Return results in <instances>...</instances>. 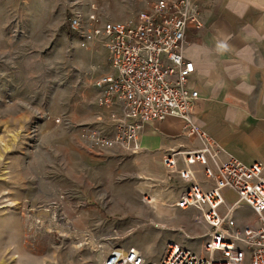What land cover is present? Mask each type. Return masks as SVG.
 I'll list each match as a JSON object with an SVG mask.
<instances>
[{
  "label": "built area",
  "instance_id": "obj_1",
  "mask_svg": "<svg viewBox=\"0 0 264 264\" xmlns=\"http://www.w3.org/2000/svg\"><path fill=\"white\" fill-rule=\"evenodd\" d=\"M203 10L199 0H154L123 21L103 20L93 5L87 12H70L67 27L77 47L102 48L108 67L92 86L95 105L109 110L105 119L80 129L86 145L137 154L142 128L167 117L180 121L182 136L200 143L199 148L173 149L161 157L169 181L165 192L178 191L170 206L196 211L195 221L206 226L197 250L170 239L158 261L148 263L134 247H114L101 264H264L263 164L246 166L232 157L220 161L217 143L195 121L198 95L188 86L194 64L182 50L187 33L203 28ZM55 122L67 125L68 119L61 115ZM194 165L200 166L210 188L196 182ZM224 191L234 198L229 200ZM151 196L143 193L142 202L151 205ZM240 207L251 211L253 223L237 222Z\"/></svg>",
  "mask_w": 264,
  "mask_h": 264
},
{
  "label": "rangeland",
  "instance_id": "obj_2",
  "mask_svg": "<svg viewBox=\"0 0 264 264\" xmlns=\"http://www.w3.org/2000/svg\"><path fill=\"white\" fill-rule=\"evenodd\" d=\"M91 2L98 7L96 0H0V215L27 216L30 212L23 206L28 204L52 206L58 226L43 229L42 264H101L111 247L134 242L148 251L149 260H157L167 238L197 250V235L205 227L195 221L196 211L176 210L163 228L148 225L147 204L129 180L113 183L111 164L88 166L79 158L83 148H89L80 137L86 125L78 126L72 119V110L82 99V74L77 70L82 67H74L78 47L67 22L75 7L87 12ZM61 115L67 125L55 122ZM107 151L96 152L108 156ZM87 187L95 193L87 204L141 220L79 229L100 238L94 248L78 236L76 240L65 214L70 204L85 205L78 198ZM127 203H136L140 211H124ZM235 217L239 222L255 219L244 207ZM77 253L82 260L72 261Z\"/></svg>",
  "mask_w": 264,
  "mask_h": 264
},
{
  "label": "crops",
  "instance_id": "obj_3",
  "mask_svg": "<svg viewBox=\"0 0 264 264\" xmlns=\"http://www.w3.org/2000/svg\"><path fill=\"white\" fill-rule=\"evenodd\" d=\"M152 1L96 0L98 7L94 2L90 5L103 20L123 21L135 10L147 9ZM199 3L204 9L203 28L197 33H187L182 50L184 58L194 64L188 86L198 95L195 121L217 143L220 161L232 157L246 166L261 162L264 167V0H199ZM72 59L75 68L82 67L77 70L82 74L83 82L82 99L73 108L72 119L78 126L105 119L109 108L95 105L93 101L97 94L92 86L94 79L108 72L105 51L93 45L87 50L74 48ZM139 145L137 154L130 155L113 148L107 151L108 156L97 155L98 150L81 146L84 151L79 158L88 166L111 164L110 180L113 183L129 180L141 194L151 193L156 201L147 205L146 223L163 228L177 210L170 204L178 191L165 192L169 181L161 157L173 149L199 148L200 143L182 136L180 121L167 117L159 123L145 125L139 135ZM193 171L196 182L205 189L210 188L211 183L204 179L200 166L194 165ZM90 190L87 187L80 192L78 199L85 205L70 204L65 214L75 229L72 236L76 240L78 236L94 248V241L99 243L100 238L79 229L113 228L141 220L133 214L129 217L115 215L110 208L87 204L89 196L95 194ZM108 193L112 196V192ZM224 195L229 200L234 198L230 191H224ZM127 204L124 211H140L136 203L133 206ZM23 207L30 214L0 215V264H42V259L46 258L41 242L43 229L58 226L52 217V206L42 209V206L28 204ZM168 240H163V244ZM115 247L122 250L134 247L148 263H156L159 259L149 260L148 251L136 242ZM90 250L95 252V249ZM101 252L105 255V251L101 249ZM72 256V261L82 260L78 253Z\"/></svg>",
  "mask_w": 264,
  "mask_h": 264
},
{
  "label": "bare ground",
  "instance_id": "obj_4",
  "mask_svg": "<svg viewBox=\"0 0 264 264\" xmlns=\"http://www.w3.org/2000/svg\"><path fill=\"white\" fill-rule=\"evenodd\" d=\"M155 201H156V199L152 197V202H155ZM158 202H159V201H158Z\"/></svg>",
  "mask_w": 264,
  "mask_h": 264
}]
</instances>
